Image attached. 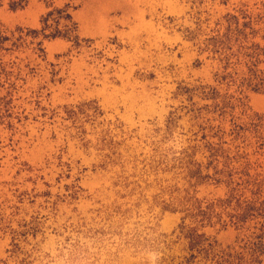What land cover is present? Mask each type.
Returning a JSON list of instances; mask_svg holds the SVG:
<instances>
[{
  "label": "rangeland",
  "instance_id": "rangeland-1",
  "mask_svg": "<svg viewBox=\"0 0 264 264\" xmlns=\"http://www.w3.org/2000/svg\"><path fill=\"white\" fill-rule=\"evenodd\" d=\"M66 6L83 40L79 48L55 40L43 45L45 62L32 56L31 46L3 58L36 68L35 77L20 83L15 94L13 112L21 122L13 131L0 127V203L12 200L10 190L26 191L16 220L37 218L42 225V234L20 244L22 254L29 255L26 264H160L177 258L184 248L176 238L180 216L154 205L155 178L139 162L152 155L151 143L158 141L154 131L181 106L173 99L178 85L211 83L208 64L198 70L193 66L196 54L184 40L185 29L193 26L195 13L215 15L225 8L210 0L201 7L188 0H29L24 10L11 12L0 0V28L8 33L39 30L48 7ZM32 94L40 96L52 119L40 117ZM85 103L97 106L101 116L83 124L81 135L65 120L63 109ZM248 109L264 116V95H250ZM178 127L168 147L183 145L186 119ZM103 132L122 143L123 168L104 167L108 152L98 142ZM119 177L136 187L132 196L114 187ZM44 192L48 199L41 196ZM197 193L213 199L225 190L207 185ZM112 206L130 210L121 226L107 218ZM205 233L222 247L232 245L236 236L217 228ZM9 241L0 235V264L25 258L7 254Z\"/></svg>",
  "mask_w": 264,
  "mask_h": 264
},
{
  "label": "trees",
  "instance_id": "trees-1",
  "mask_svg": "<svg viewBox=\"0 0 264 264\" xmlns=\"http://www.w3.org/2000/svg\"><path fill=\"white\" fill-rule=\"evenodd\" d=\"M6 1L11 12L22 11L29 3ZM210 1H218L225 10L215 15L195 13L193 26L185 29L184 40L196 54L194 68L209 65L211 83L178 85L173 99L181 101V106L170 112L162 129L154 131L158 141L151 143L152 155L139 163L155 178L158 193L154 205L180 216L176 238L184 242L182 255L162 259L160 264H264V116L248 113L249 96L264 95V0H242L237 5H230L231 0ZM188 2L201 7L204 0ZM71 10L68 6L48 7L39 30L8 33L0 28V90L4 91L0 96V127L13 131L15 123L21 122L13 112L15 94L19 86L36 75L30 62L22 65L11 60L3 62V58L23 53L31 46L32 56L45 62L43 45L55 40L79 48L83 40ZM32 96L35 109L42 113L40 117H48L40 96ZM63 113L81 135L83 124H91L101 116L93 103L64 108ZM183 119L189 125L186 134H180L186 137L183 145L168 147ZM98 142L108 152L104 167L123 168L125 161L119 152L122 143L114 142L108 132L101 133ZM133 158L137 162V157ZM119 180L114 187L132 196L136 187L129 178ZM207 185L223 188L224 195L200 199L197 190ZM9 192L12 200L6 198L0 203V235L9 237L7 254L11 258L24 255L18 264H26L29 255L22 254L20 244L28 245L29 239L42 234V225L37 218L17 221L19 206L29 194ZM41 196L48 199L50 194L44 192ZM28 204L34 205V201L28 200ZM106 212L107 218L116 220L117 227L130 214L122 206L109 207ZM216 228L232 230L236 235L233 244L222 247L205 233Z\"/></svg>",
  "mask_w": 264,
  "mask_h": 264
},
{
  "label": "crops",
  "instance_id": "crops-1",
  "mask_svg": "<svg viewBox=\"0 0 264 264\" xmlns=\"http://www.w3.org/2000/svg\"><path fill=\"white\" fill-rule=\"evenodd\" d=\"M57 41L62 42V41H60V40H57Z\"/></svg>",
  "mask_w": 264,
  "mask_h": 264
}]
</instances>
